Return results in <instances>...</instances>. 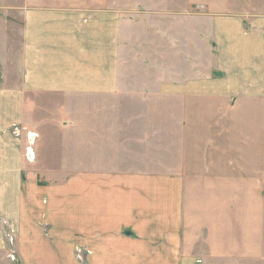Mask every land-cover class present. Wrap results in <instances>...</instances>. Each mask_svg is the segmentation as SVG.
I'll list each match as a JSON object with an SVG mask.
<instances>
[{
    "label": "crops",
    "instance_id": "1",
    "mask_svg": "<svg viewBox=\"0 0 264 264\" xmlns=\"http://www.w3.org/2000/svg\"><path fill=\"white\" fill-rule=\"evenodd\" d=\"M253 1L0 6V48L11 29L2 15L19 29L15 78L0 85V264H264L261 210L240 195L264 132V0ZM121 110H173L180 163L102 162L139 156L118 144L132 140L119 139ZM57 123L78 127L74 174L62 161L70 135L46 128Z\"/></svg>",
    "mask_w": 264,
    "mask_h": 264
},
{
    "label": "rangeland",
    "instance_id": "2",
    "mask_svg": "<svg viewBox=\"0 0 264 264\" xmlns=\"http://www.w3.org/2000/svg\"><path fill=\"white\" fill-rule=\"evenodd\" d=\"M197 3H201L206 0H194ZM212 4L215 5V2L221 3L222 0H211ZM254 2L253 0H251ZM13 0H0V6L5 5H12ZM239 2H243L244 0H235V5L238 6ZM250 3V2H248ZM255 3V2H254ZM244 5V4H243ZM250 6H253L252 4H248ZM256 7L257 4H254ZM5 18V21L10 26L7 29V47L1 46L0 48V54H2L3 57H5V62L0 61V85L2 84H12L15 75V69L18 62V49H19V37L17 33L15 35L14 31L16 29V32H18L19 29L15 28L12 20L11 14L2 15ZM19 27V22H16V24ZM12 37V40L10 41ZM4 54V55H3ZM11 82V83H10ZM127 100L126 98L119 99V101ZM167 101H173V99H170ZM74 105V104H72ZM119 115V122L122 124L119 126L120 129L123 131H128V136H126V132H123L119 134L120 138L128 137L131 140V142H126V140L119 141V146H122L123 149H125V146H129L132 149V153L139 156L128 158L124 156L125 152H122L123 156H111L106 157L102 159V162L105 161L107 165L113 166L112 168H120V165L123 166H132L134 169H149L151 166L156 165L158 163L161 164V166L167 168L164 166L165 162L167 165H170V167H173L175 162L180 163L181 161V152L179 151V145L174 144V122L172 121L173 117V110H165V111H154V110H121L118 111ZM73 113L77 114V110H69L67 113H65L64 117L68 120L69 115H72ZM158 113L160 114L158 116ZM42 116L45 117H56L55 114L48 110L46 113L42 112ZM159 118V122L161 124L159 126L155 125L154 122H157ZM165 122V126L163 129L162 122ZM151 123L149 124V122ZM51 131V133H62L64 135L69 134V139L71 140L68 144L62 143L63 148L70 149V155L69 157H64L62 161L64 163H69L70 165V172L71 174H74L77 170H79L80 161L81 158L78 157L76 151L78 148L77 143V129L78 127L76 125H70L69 127H65L59 123L55 124L54 126L46 127ZM65 128V129H64ZM202 127H198V129H201ZM264 130V128H263ZM22 129L19 127H13L12 133L20 137L22 133ZM26 135L35 138L36 133H29L27 132ZM68 136V135H67ZM37 138V137H36ZM260 145H259V154L258 157L255 158L256 164L254 167L250 166V160L254 161L253 158H246L245 162V169L243 168L240 171L241 176L243 177L245 184H242V187L244 188L241 190V198L244 203L243 209L249 211L253 209L252 200L257 199L256 203V210H261V215L264 223V132L261 133V139H260ZM61 145L60 143H58ZM157 145H160L157 146ZM34 145L32 146V148ZM32 148H30L29 144L27 147L24 148V159L27 162H32L34 159L32 158ZM56 157L61 158L60 153L56 152ZM55 153V154H56ZM149 155V156H148ZM59 159L55 158V162ZM83 161L85 159H82ZM199 159H196V162H198ZM203 161V159H202ZM163 164V165H162ZM231 167L235 166L234 160L232 159V163L228 164ZM74 171V172H73ZM65 175H55L54 178L51 180L48 179L50 182H57L63 180L62 177ZM62 178V179H58ZM254 178V180H253ZM45 180L46 179H42ZM252 181L256 182V186L259 187L258 190L255 191L254 197H251V194H253L252 188H254V184L251 183ZM254 195V194H253ZM239 196V190L237 189H229L226 193H224L223 197L229 199L230 203L234 201L236 203L237 197ZM10 259H14L11 258Z\"/></svg>",
    "mask_w": 264,
    "mask_h": 264
}]
</instances>
